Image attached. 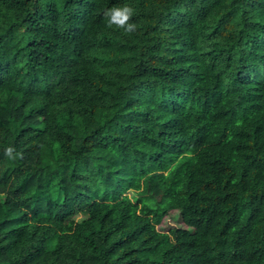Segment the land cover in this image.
<instances>
[{
	"label": "trees",
	"instance_id": "obj_1",
	"mask_svg": "<svg viewBox=\"0 0 264 264\" xmlns=\"http://www.w3.org/2000/svg\"><path fill=\"white\" fill-rule=\"evenodd\" d=\"M0 264H264V0H0Z\"/></svg>",
	"mask_w": 264,
	"mask_h": 264
},
{
	"label": "clouds",
	"instance_id": "obj_2",
	"mask_svg": "<svg viewBox=\"0 0 264 264\" xmlns=\"http://www.w3.org/2000/svg\"><path fill=\"white\" fill-rule=\"evenodd\" d=\"M133 15V9L127 5L123 7H116L105 13L108 20V27L115 25L118 28L124 29L125 33L131 34L135 32L137 25L129 23ZM11 152V149H9Z\"/></svg>",
	"mask_w": 264,
	"mask_h": 264
}]
</instances>
